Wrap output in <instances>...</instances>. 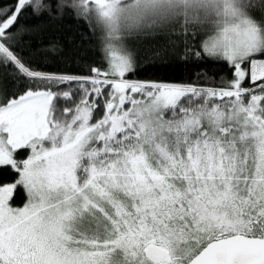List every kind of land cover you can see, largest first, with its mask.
I'll return each instance as SVG.
<instances>
[{
    "label": "snow or ice",
    "instance_id": "6c2138e0",
    "mask_svg": "<svg viewBox=\"0 0 264 264\" xmlns=\"http://www.w3.org/2000/svg\"><path fill=\"white\" fill-rule=\"evenodd\" d=\"M27 8L95 21L101 65L32 67ZM165 27L230 78L133 79L124 38ZM0 67V264H264V0H13Z\"/></svg>",
    "mask_w": 264,
    "mask_h": 264
},
{
    "label": "trees",
    "instance_id": "16d2710c",
    "mask_svg": "<svg viewBox=\"0 0 264 264\" xmlns=\"http://www.w3.org/2000/svg\"><path fill=\"white\" fill-rule=\"evenodd\" d=\"M12 3L13 0H0V7ZM20 24L32 29L21 37L23 43L17 47L32 67L46 73L88 75L89 65H101L103 32L95 21L90 29L85 21L76 19L70 12L52 19L47 15L38 17L31 8H27L20 17ZM178 31L168 27L157 28L134 32L124 38V45L136 54L140 66L133 79L205 84L212 79L218 83L221 77L230 78L231 73L224 62L186 58L183 37L178 35ZM8 71L0 67V90L12 87ZM26 155L25 151H20L17 159ZM0 179L11 182L14 175L2 171ZM24 196L22 186H19L14 193L13 205H20Z\"/></svg>",
    "mask_w": 264,
    "mask_h": 264
},
{
    "label": "rangeland",
    "instance_id": "374dc122",
    "mask_svg": "<svg viewBox=\"0 0 264 264\" xmlns=\"http://www.w3.org/2000/svg\"><path fill=\"white\" fill-rule=\"evenodd\" d=\"M24 158H26V156L24 157ZM24 158H22V159H24ZM22 159H20V160H22ZM22 189H23V187H22ZM23 192H24V200H23V202L20 204V205H13V206H15V207H22L23 206V204L26 202V194H25V191H24V189H23Z\"/></svg>",
    "mask_w": 264,
    "mask_h": 264
}]
</instances>
